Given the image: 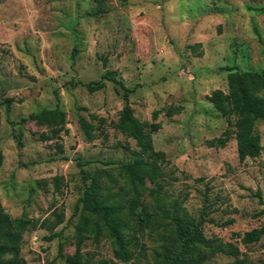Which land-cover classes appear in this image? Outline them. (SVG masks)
I'll return each instance as SVG.
<instances>
[{
  "label": "rangeland",
  "instance_id": "rangeland-1",
  "mask_svg": "<svg viewBox=\"0 0 264 264\" xmlns=\"http://www.w3.org/2000/svg\"><path fill=\"white\" fill-rule=\"evenodd\" d=\"M260 7L264 0H0V199L12 217L51 225L63 214L53 230L25 234L20 256L26 264H65L75 254L85 189L79 163L91 175L105 170L113 196L129 205L134 187L121 164L134 161L139 147L114 126L126 104L124 89L109 80L96 91L85 86L105 70L131 90L140 122L161 124L152 136L165 160L160 187L146 179L141 190L154 214L151 227L142 233L130 220L138 242L133 258L117 259L106 236L99 243L87 239L83 253L106 264H165L173 225L159 206L169 214L182 206L202 223L205 237L234 242L251 264L263 263L264 236L249 245L240 236L264 222V119L255 125L260 156L240 160L233 133L224 147L210 144L233 127L208 99L222 89L237 114L248 104L264 112ZM231 66L246 77L226 70ZM57 104L66 112L67 131L22 121ZM172 105L182 111L153 119L155 110ZM91 114L106 120L103 132L94 129V140L80 124L85 118L98 125ZM55 176L62 178L59 189ZM53 232L59 236L47 239ZM232 260L217 254L209 263Z\"/></svg>",
  "mask_w": 264,
  "mask_h": 264
},
{
  "label": "trees",
  "instance_id": "trees-1",
  "mask_svg": "<svg viewBox=\"0 0 264 264\" xmlns=\"http://www.w3.org/2000/svg\"><path fill=\"white\" fill-rule=\"evenodd\" d=\"M255 9L264 12V7ZM226 70H236L235 74L238 77H246L247 74L239 70L237 66L226 67ZM261 76H264V73ZM107 80L121 86L124 89L126 99V104L121 109L119 119L114 126L126 136L133 138L139 147L134 161L121 164V169L128 182L133 185L134 192L129 200V205H126L124 201L113 196L112 188L106 179L109 176L105 174V170L99 169L91 175L79 163L85 181L84 194L80 200L83 203V211L75 226L77 233L76 252L66 258L65 264H106L105 261H94L82 251L83 244L87 239L92 238L95 243H99L104 236L111 239L114 256L123 262H129L134 256L133 246L138 245V242H134L130 234L132 230L130 220L139 224V230L142 233L151 227L154 220V214L148 210V204L142 198L141 190L145 188L146 179L160 187L161 163L165 160V153L154 150L152 133L158 131L161 124L159 122L144 124L135 117L134 109L128 99L131 90L125 87L124 82L117 78L116 73L112 70H105L100 80L88 82L85 86L90 91H96L104 88ZM208 99L227 118L230 127H233L227 129L223 136L213 139L210 144L224 147L233 133L240 160L260 156L263 144L260 135L255 132V125L258 120L264 119V112L256 106L248 104L246 112L237 114L232 95L222 89L214 90ZM10 101L7 100L8 103ZM7 108L9 111V106ZM182 108L180 105H172L164 110H155L153 119L156 120L161 111L173 116L180 113ZM91 118L95 121L99 120V124L96 125L85 118L80 119V124L87 139L94 140L97 137V134L93 132L94 129L98 128L103 132L104 127L102 125H105L106 120L98 118L94 114H91ZM28 119L35 120L39 124L55 126L54 132L57 134L67 131L66 112L59 104L54 108L41 109L27 118H23L22 121ZM147 126L150 127V130H146ZM3 160L4 156L0 148V167ZM61 179V176L54 178L57 189L61 186ZM159 207L166 217L171 218L173 225L169 242L164 246V250L167 252L165 253V264H210L209 261L217 254L233 257L232 261L225 264H251L248 257L234 242H223L218 238L205 237L201 228L202 223L197 222L184 207L177 206L174 214H169L162 206ZM234 221V219H230L224 224H231ZM62 222L63 214L61 213L57 214L56 221L51 225H48L47 220L39 223L38 220L12 217L6 212L0 199V264H26L20 256L25 234L39 227L53 230ZM56 236H59V233L53 232L47 239L51 240ZM263 236L264 222L260 227L244 232L240 238L244 245H249L259 241Z\"/></svg>",
  "mask_w": 264,
  "mask_h": 264
}]
</instances>
